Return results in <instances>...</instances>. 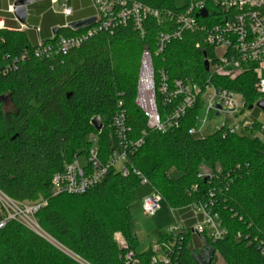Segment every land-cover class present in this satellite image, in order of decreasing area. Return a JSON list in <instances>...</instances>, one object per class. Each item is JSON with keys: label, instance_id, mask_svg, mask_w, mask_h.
<instances>
[{"label": "trees", "instance_id": "trees-1", "mask_svg": "<svg viewBox=\"0 0 264 264\" xmlns=\"http://www.w3.org/2000/svg\"><path fill=\"white\" fill-rule=\"evenodd\" d=\"M194 1L200 0H117L107 27L101 20L78 31L60 28L45 41L52 44L60 37L93 32L67 54L54 51L37 57L39 45H32L26 32L0 29V64L8 66L0 75V191L19 202L46 200L35 215L39 228L80 260L12 220L0 230V264H152L151 248L136 252L131 207L140 183L134 169L173 211L187 215L189 232L168 264H196L193 254L200 248L190 231L201 216L194 218L191 207L200 205L217 215L227 231L222 240L205 245L215 250L211 264L216 254L224 264H264V128L256 121L255 136L226 134L223 127L197 138L190 131L203 112L198 101L177 127L150 131L135 102L145 49L152 54L157 87L164 72L170 84L182 80L203 87L209 81L238 92L247 107L261 98L253 72L234 81L211 77L205 61L212 60L214 51L202 33L185 32L158 51L160 37L176 29L173 18ZM134 5L157 11L159 18L147 15L139 28L133 16L117 17ZM126 45L137 54H129ZM156 101L165 119L173 106L165 104L159 92ZM121 111L127 142L143 140L128 153L130 175L112 168L84 195L53 197V176L75 158L87 159L92 137L98 139L100 161L107 162L119 145L113 123ZM95 118L102 122L101 131L92 123ZM171 238L160 233L157 242Z\"/></svg>", "mask_w": 264, "mask_h": 264}, {"label": "built area", "instance_id": "built-area-1", "mask_svg": "<svg viewBox=\"0 0 264 264\" xmlns=\"http://www.w3.org/2000/svg\"><path fill=\"white\" fill-rule=\"evenodd\" d=\"M91 1L95 10L96 21L102 20L103 26L107 27L115 14L114 6L117 0ZM51 3L55 6L59 1L52 0ZM62 7L63 14L70 17L72 9L67 7L66 3ZM10 11H13V6L10 7ZM203 11H206L205 17L201 16ZM147 15L159 18L157 11L143 8L141 5H134L131 10L123 9L117 14V17L133 16L138 27L141 28V22ZM173 20L176 23V29L171 34L160 37L158 41L159 52L164 50L166 43L170 42L171 39H181L185 32L202 33L205 43L214 51L212 60L208 59V71L211 77L217 76L234 81L245 73L253 72L257 79L254 89L261 95V98L250 106L252 107L250 109L247 107L243 95L238 92L214 86L209 81L203 87L182 80L170 84L164 72L160 73L161 81L157 87L152 54L148 49H145L141 55L135 102L147 118L148 130L166 132L170 128L177 127L179 120L186 111L201 101L203 112L197 119V127L190 131L191 135H199L211 121L223 116H227L230 121L223 122L216 130L225 127L227 129L226 134L258 135L259 132L254 129L258 118L253 115L252 110L264 111L257 107L258 103L264 102V0L194 1ZM201 21H205V23ZM92 33L89 31L75 37H60L52 44L40 42L36 56L42 57L54 51L67 54L72 49L80 47ZM199 46L200 44L197 45V47ZM7 70V65L0 64V75L5 74ZM157 92L162 95L165 104L173 106L165 119L161 117L157 109ZM113 126L119 145L114 149L107 162L100 161L98 139L92 137L87 164L82 166L80 158L77 157L65 165L63 172L53 176L51 181V195L53 197L62 194L84 195L100 183L112 168L123 176L130 175L128 153L132 147L141 146L143 140L136 143L127 142L126 133L128 130L125 126L123 111L115 116ZM132 173L139 179L140 185L151 186L149 180L140 171L134 169ZM161 200H163L162 196L152 188V192L143 201L144 214L149 217L155 216L160 211ZM46 204L47 201L44 199L19 202L0 191V230L4 229L8 222L14 220L36 232V228L39 226L36 223L35 215ZM191 208L194 218L197 219V216H201V219L191 226L190 231L200 239L199 242L203 247L200 250L203 251L209 241L214 243L227 235L219 217L209 212L206 206L200 205ZM189 229L182 218H177L176 226L168 233L172 238L155 242L150 247L153 253L152 264H168L175 246L178 243H183L185 234L189 232ZM117 237L121 239L120 241L117 240L121 242L119 244L125 247L121 236L117 235ZM240 238L241 236L238 235L237 239ZM131 256L129 254L127 258L130 260Z\"/></svg>", "mask_w": 264, "mask_h": 264}, {"label": "crops", "instance_id": "crops-1", "mask_svg": "<svg viewBox=\"0 0 264 264\" xmlns=\"http://www.w3.org/2000/svg\"><path fill=\"white\" fill-rule=\"evenodd\" d=\"M14 1L0 0V29L24 31L34 46L40 42L50 40L60 28H66L70 23L95 16L91 0H58L59 3L55 6L52 5V0H31L32 3L27 6L28 15L26 21L24 24H20L13 11H10ZM64 3L72 9L70 17H66L63 14L62 6ZM179 218H182L185 225L188 226L187 215L184 217V214H180ZM199 240L194 235L195 243H199Z\"/></svg>", "mask_w": 264, "mask_h": 264}, {"label": "rangeland", "instance_id": "rangeland-1", "mask_svg": "<svg viewBox=\"0 0 264 264\" xmlns=\"http://www.w3.org/2000/svg\"><path fill=\"white\" fill-rule=\"evenodd\" d=\"M127 48V52L132 55L137 54L136 48L133 46H125ZM6 108L5 110H7ZM254 116L258 118V122L262 127H264V111L252 110ZM227 116H223L222 118H216L211 121L202 132L197 135V138H203L208 135H211L216 131L217 127H219L223 122H229ZM80 163L82 166L87 164L86 157H81ZM152 192L151 186L140 185L134 192L135 202L131 207L132 214V229L137 237V245L136 252L143 253L148 250L155 242H157L160 233H169L171 232L177 224V218H179L178 211H173L167 202L161 200L160 202V211L153 217L146 216L143 212V201L144 199ZM196 213L198 211L196 210ZM1 214V212H0ZM175 214V215H174ZM176 218V219H175ZM37 223V221H36ZM32 229V228H31ZM37 233H41L46 239L60 250H62L65 254L69 255V257L78 260L74 254L70 253L66 249L62 248L58 243H56L52 238L43 233L40 228H36ZM118 241L121 239L117 237ZM121 243V242H118ZM196 247L201 248V243H197ZM197 255L202 253L201 251H195ZM215 264H224L221 258L216 255Z\"/></svg>", "mask_w": 264, "mask_h": 264}, {"label": "water", "instance_id": "water-1", "mask_svg": "<svg viewBox=\"0 0 264 264\" xmlns=\"http://www.w3.org/2000/svg\"><path fill=\"white\" fill-rule=\"evenodd\" d=\"M32 3L31 0H15L13 4V14L18 20L20 24H24L28 15V10L27 6ZM201 16L205 17L206 16V11H203L201 13ZM96 21L95 17L81 20V21H76L73 23L69 24V28L78 31L83 28H86L90 25H92ZM204 56L206 57V53L204 52ZM205 68L208 71L209 70V62L208 60L205 61ZM1 100V99H0ZM258 108L264 110V102L261 101L257 105ZM252 109V107H250ZM93 125L97 131H101L103 126L100 118H95L93 120ZM37 233V232H36ZM39 234V233H37ZM41 235V234H39ZM42 236V235H41ZM215 256V250L209 246H205L204 250L200 255L193 254V259L195 260L196 264H211Z\"/></svg>", "mask_w": 264, "mask_h": 264}, {"label": "bare ground", "instance_id": "bare-ground-1", "mask_svg": "<svg viewBox=\"0 0 264 264\" xmlns=\"http://www.w3.org/2000/svg\"><path fill=\"white\" fill-rule=\"evenodd\" d=\"M41 234V233H40Z\"/></svg>", "mask_w": 264, "mask_h": 264}]
</instances>
